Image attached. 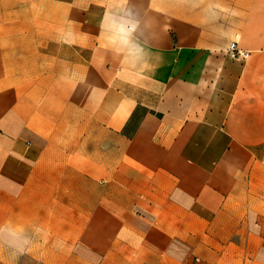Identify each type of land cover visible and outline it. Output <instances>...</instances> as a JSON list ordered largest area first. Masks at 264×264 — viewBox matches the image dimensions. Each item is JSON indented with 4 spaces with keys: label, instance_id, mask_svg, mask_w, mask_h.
<instances>
[{
    "label": "crops",
    "instance_id": "1",
    "mask_svg": "<svg viewBox=\"0 0 264 264\" xmlns=\"http://www.w3.org/2000/svg\"><path fill=\"white\" fill-rule=\"evenodd\" d=\"M24 234L25 264H264V0H0V264Z\"/></svg>",
    "mask_w": 264,
    "mask_h": 264
},
{
    "label": "rangeland",
    "instance_id": "2",
    "mask_svg": "<svg viewBox=\"0 0 264 264\" xmlns=\"http://www.w3.org/2000/svg\"><path fill=\"white\" fill-rule=\"evenodd\" d=\"M21 193V192H20ZM23 194H25V191L22 192ZM25 216V213H24ZM25 223V220H23ZM23 230L25 231V226L23 228ZM15 238V247L17 246H22L23 249H14V250H6L3 253V256L8 258V259H12L14 260V262H18V264H25V234H24V243L22 244V236H14ZM19 241V243L17 244L16 242Z\"/></svg>",
    "mask_w": 264,
    "mask_h": 264
},
{
    "label": "built area",
    "instance_id": "3",
    "mask_svg": "<svg viewBox=\"0 0 264 264\" xmlns=\"http://www.w3.org/2000/svg\"><path fill=\"white\" fill-rule=\"evenodd\" d=\"M227 53L232 57V58H246L248 56V52H241L240 50L237 49V43L232 42L229 44Z\"/></svg>",
    "mask_w": 264,
    "mask_h": 264
}]
</instances>
